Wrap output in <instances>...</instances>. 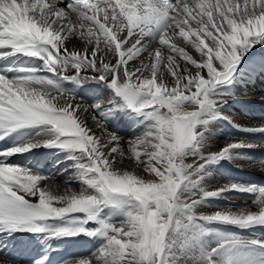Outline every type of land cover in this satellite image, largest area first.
<instances>
[{
    "label": "snow or ice",
    "instance_id": "obj_1",
    "mask_svg": "<svg viewBox=\"0 0 264 264\" xmlns=\"http://www.w3.org/2000/svg\"><path fill=\"white\" fill-rule=\"evenodd\" d=\"M257 47L264 0H0V264H264V182L223 171L264 158L215 131L264 135L226 114Z\"/></svg>",
    "mask_w": 264,
    "mask_h": 264
},
{
    "label": "bare ground",
    "instance_id": "obj_2",
    "mask_svg": "<svg viewBox=\"0 0 264 264\" xmlns=\"http://www.w3.org/2000/svg\"><path fill=\"white\" fill-rule=\"evenodd\" d=\"M252 55H264V49L257 47L253 50ZM87 87V86H86ZM264 79H257L253 82H251L248 85L241 84L239 85L238 89L235 92V95L233 97V103H231L227 115H231L238 123H241L244 126L248 125H255L259 124L261 120L256 118V115L259 111L264 109ZM115 128L119 131L120 135L127 136L131 134V126L124 122H114ZM227 128V130L225 129ZM217 133V141L223 142L224 136L227 134L232 135H246V138L250 139L251 142L258 145L257 148L252 149L251 153L257 156L258 158H264V135L261 134H241L238 133L236 129H233L229 125L221 124L215 129ZM130 138V137H126ZM37 152V156L43 157L44 161H47V165L45 166V171L49 174L51 170H53V173H50L49 175L52 176L53 182L55 185L59 186L61 190L64 187V181L65 176L59 172V168L61 166H58L56 164V160L59 158L56 155H54V150H47V149H38L35 150ZM30 156V154H26V157ZM32 158V157H31ZM54 163H50V161H53ZM49 163L51 168L49 169ZM223 171H225L228 175L232 177L241 178L246 181H252V182H264V180L260 179L259 177H264V172L258 170V169H240L237 168L235 165H227L225 164L223 167ZM254 173L257 177H251L250 175ZM212 183H215V181H212ZM73 187L78 188L79 185L75 182H73ZM247 203H251L250 198L248 197H242V198H236L231 203L236 206H244ZM225 203V202H220ZM205 212H211L215 210L212 207H206L203 209ZM86 239V238H85ZM83 244V241L81 244L73 245V244H67L62 245L61 250H63L62 255L64 258L71 259V258H78L76 257L77 251L81 249V246Z\"/></svg>",
    "mask_w": 264,
    "mask_h": 264
},
{
    "label": "rangeland",
    "instance_id": "obj_3",
    "mask_svg": "<svg viewBox=\"0 0 264 264\" xmlns=\"http://www.w3.org/2000/svg\"><path fill=\"white\" fill-rule=\"evenodd\" d=\"M225 129L227 130L226 127H225ZM50 173H53V170H51ZM50 173H49V174H50ZM250 176H251V177H257V178H258V176L255 175L254 173H252ZM259 178L262 179V180H264V177H259Z\"/></svg>",
    "mask_w": 264,
    "mask_h": 264
}]
</instances>
